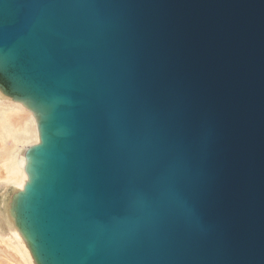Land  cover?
<instances>
[{
    "label": "water",
    "instance_id": "1",
    "mask_svg": "<svg viewBox=\"0 0 264 264\" xmlns=\"http://www.w3.org/2000/svg\"><path fill=\"white\" fill-rule=\"evenodd\" d=\"M6 1L15 73L36 55L34 89L78 102L69 200L46 204L83 236L72 264L94 242L85 264H264V0Z\"/></svg>",
    "mask_w": 264,
    "mask_h": 264
},
{
    "label": "bare ground",
    "instance_id": "2",
    "mask_svg": "<svg viewBox=\"0 0 264 264\" xmlns=\"http://www.w3.org/2000/svg\"><path fill=\"white\" fill-rule=\"evenodd\" d=\"M15 18L6 1L0 6V25ZM36 26L48 28L49 22L40 19ZM24 47L29 48L26 38L0 47V264H47L41 206L69 200L72 180L68 110L78 102L65 93L14 88L12 76L21 68ZM73 81L66 75L59 86L74 89ZM34 197L41 205L35 209L30 205ZM95 251L96 242L75 264H85Z\"/></svg>",
    "mask_w": 264,
    "mask_h": 264
},
{
    "label": "rangeland",
    "instance_id": "3",
    "mask_svg": "<svg viewBox=\"0 0 264 264\" xmlns=\"http://www.w3.org/2000/svg\"><path fill=\"white\" fill-rule=\"evenodd\" d=\"M32 40L36 36L30 35ZM14 88L31 90L40 88L41 90H52L51 78L48 70L38 61L36 55L23 53L22 71L14 73ZM18 194H12L17 198ZM33 208L40 207L37 198L31 202ZM43 209L42 226L44 229V256L47 264H72L79 251V239L82 234L78 230V225L70 221L66 215L70 210L64 204H52Z\"/></svg>",
    "mask_w": 264,
    "mask_h": 264
}]
</instances>
